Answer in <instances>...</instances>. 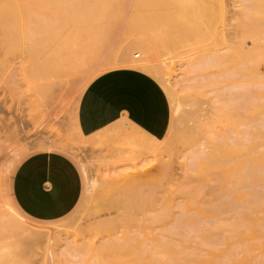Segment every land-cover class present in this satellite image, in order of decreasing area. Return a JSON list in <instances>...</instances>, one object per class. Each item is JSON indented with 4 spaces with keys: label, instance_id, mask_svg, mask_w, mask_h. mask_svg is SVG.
Here are the masks:
<instances>
[{
    "label": "rangeland",
    "instance_id": "obj_1",
    "mask_svg": "<svg viewBox=\"0 0 264 264\" xmlns=\"http://www.w3.org/2000/svg\"><path fill=\"white\" fill-rule=\"evenodd\" d=\"M166 1L170 0H0V264H168L160 261L158 253H169V248L175 245L180 246V256H184L193 248V253H205L214 243H224L225 248L232 243L231 230L233 242L236 241L235 228L230 226L242 218L246 221L251 213L247 206L250 196L241 197L248 200L244 208V201H238L236 191L249 195L255 188L259 195L264 189L261 181H256L259 189L252 182L256 171L259 175L264 171V164L255 161L256 164L250 165L248 161L256 150L255 154L264 152V41L258 33L264 20V0H196V4L186 0L187 5L190 1L191 4L184 11L180 10V4L177 8L174 0L175 7L168 2L171 8L167 12ZM39 2H45V6ZM157 4L163 7L159 9ZM46 11L52 14L48 16ZM164 15L174 22L170 23ZM175 19L180 24L176 25ZM167 21L173 24L163 26ZM41 28L57 34L74 33L73 44L83 63L98 57L112 60L121 56L128 62L158 64L166 74L167 84L149 70H141L156 76L169 98L170 120L162 140L151 139L122 121L102 131L103 136L96 143L85 141L77 131V107L86 86L102 73L132 68L130 64L79 74L70 79L66 89L54 93L53 104L45 106L42 95L46 79L40 71L38 75L33 68L29 69V61L25 60L28 39L35 29ZM147 37L153 40L149 52L137 43ZM251 143L260 147L249 146ZM236 149L245 151L247 167L255 166L250 169L253 174L247 171L246 177L248 180L252 175L249 178L252 183L247 184L253 189H247L250 187L247 185L245 190L246 183L240 184V190L233 188L234 178L230 176L229 180L225 175L240 155L241 151L238 153ZM47 150L70 157L82 177L78 203L56 220L29 217L12 195V177L18 164L33 152ZM256 157L253 159L259 156ZM231 160L232 165L226 164ZM223 175L231 187L228 182L224 184L227 179ZM188 207L190 210L196 207L193 214L201 209L200 215L196 212L192 217ZM143 208L149 210L145 214L151 218L143 219L144 224L126 218L127 210L139 217L141 214L138 216L137 212ZM212 210L209 219L203 217ZM203 211L207 214L202 215ZM260 213L258 216L264 218V209ZM11 214L19 215L21 220H10ZM187 218L195 221L197 218V223L218 222L222 226L212 227L217 236L209 231L204 239L202 231L194 235L204 224L200 223L201 227L197 224L191 231ZM176 223L187 225L191 231L187 232L190 235L194 232L188 236L194 238L186 237L187 242L184 233L170 237ZM223 223H229L224 226L226 230L231 228L226 233L230 241H225ZM36 233L51 234L57 239L36 241L31 238ZM162 240L168 242L166 249L162 248ZM141 244L157 259L141 257L144 250ZM255 250L256 255L262 252L261 248ZM255 259V264L260 261L258 257Z\"/></svg>",
    "mask_w": 264,
    "mask_h": 264
},
{
    "label": "bare ground",
    "instance_id": "obj_2",
    "mask_svg": "<svg viewBox=\"0 0 264 264\" xmlns=\"http://www.w3.org/2000/svg\"><path fill=\"white\" fill-rule=\"evenodd\" d=\"M40 1V0H39ZM45 1V0H44ZM63 1V0H62ZM161 1V0H160ZM180 0H177V2L175 3L176 4V6H177V8H179L178 7V5L181 7L180 8V10L181 11H184L185 10V8L188 6V5H190L191 3V1L188 3V5L186 4V0H181V2H179ZM195 1V4H196V0H193V2ZM201 1V0H200ZM57 2V1H56ZM55 2V3H56ZM163 2V1H162ZM168 2H171V4L175 7V4L174 3H172V2H174V0L172 1V0H170V1H166V2H164V4L165 3H167L168 4ZM40 3V2H39ZM41 3H44V5L43 6H45V2H41ZM40 3V4H41ZM54 3V4H55ZM58 3V2H57ZM61 4V3H60ZM164 4H160V5H164ZM167 4H165V5H167ZM158 5V4H157ZM169 5V6H168ZM167 6L169 7V9L166 7V6H164V9H165V7L167 8L165 11L167 12V10H170V8H171V5H170V3L168 4ZM187 5V6H186ZM56 6H58L57 4H56ZM60 6V5H59ZM58 6V7H59ZM38 7V6H37ZM158 7H159V5H158ZM157 7V8H158ZM161 7V6H160ZM160 7H159V9H160ZM163 7V6H162ZM161 7V8H162ZM182 7L184 8L183 10H182ZM208 7V6H207ZM31 8V7H30ZM39 8V7H38ZM157 8H156V10H157ZM190 8V7H189ZM197 8H198V6H197ZM201 8V7H200ZM40 9H42L41 7H40ZM194 9V8H193ZM32 10V9H31ZM39 10V9H38ZM44 10V9H43ZM46 10H47V8H46ZM154 10V9H153ZM162 10V9H161ZM188 10V9H187ZM186 10V11H187ZM196 10V9H195ZM194 10V11H195ZM54 11V10H53ZM165 11H163V12H165ZM255 11V10H254ZM30 12V11H29ZM158 13H159V10L157 11ZM162 12V13H163ZM188 12H190V11H188ZM208 12V11H207ZM256 12V11H255ZM39 13V12H38ZM38 13H36V14H38ZM40 13H41V15H43L42 14V11H40ZM39 13V14H40ZM46 13H47V11H46ZM45 13V14H46ZM169 13V12H168ZM183 13V12H182ZM209 13V12H208ZM48 14V16H49V14H52V13H47ZM47 14H46V17H47ZM165 14V13H164ZM169 14H171V13H169ZM195 14V13H194ZM259 14V13H258ZM54 15V14H53ZM162 15V14H161ZM172 15H173V13H172ZM171 15V16H172ZM186 15V14H185ZM188 15H190V14H188ZM165 17L167 16V15H164ZM163 16V17H164ZM183 16V15H182ZM195 16V15H194ZM264 16V15H263ZM159 17V16H158ZM162 17V16H161ZM174 17H176L175 15H174ZM178 17V16H177ZM180 17H181V15H180ZM190 17V16H189ZM193 17V16H192ZM191 17V18H192ZM261 17V16H260ZM260 17H259V19H260ZM167 18V20L168 21H170V23L171 22H174V19H173V21H172V19H170V18H168V16L166 17ZM173 18V17H172ZM262 18V17H261ZM179 21H180V19L179 18H177ZM182 20H183V18H181ZM194 19V18H193ZM46 20H48V19H46ZM59 20V19H58ZM160 20V19H159ZM177 20V21H178ZM192 20V19H191ZM203 20V19H202ZM263 20V19H262ZM53 21H55V19L53 20ZM66 21V20H65ZM160 21H162V20H160ZM159 21V22H160ZM167 21V22H168ZM175 21H176V19H175ZM176 21V22H177ZM186 21V19H184V22ZM207 21H209V20H207ZM52 22V21H51ZM64 22V21H63ZM165 23L166 25H163V26H167V24H169L168 26H170V25H172V24H170L169 22L168 23ZM175 22V23H176ZM181 22V21H180ZM183 22V21H182ZM161 23V22H160ZM179 22H177L176 23V25L178 24ZM41 23H39V25H40ZM60 24H62V23H60ZM67 24V23H66ZM139 24V23H138ZM138 24H135V25H137L138 26ZM180 24V23H179ZM260 24V23H259ZM46 25V24H45ZM59 25V24H58ZM64 25H65V23H64ZM68 25V24H67ZM264 25V20H263V23H262V26ZM42 28H45V26H44V24H42ZM47 26V25H46ZM52 26H53V24H52ZM258 26V25H257ZM57 27V26H56ZM59 27V26H58ZM68 27H69V25H68ZM67 27V29H69ZM173 27H174V25H173ZM172 27V28H173ZM177 27V26H176ZM37 28H40V27H38V25H37ZM41 28V29H42ZM60 28V27H59ZM61 28L63 29V27L61 26ZM167 28H170V27H167ZM46 29V28H45ZM65 29V28H64ZM52 30V29H51ZM45 31L44 29H42V30H38V29H35V31H33L32 32V34H31V36L29 37V39H28V50L26 51V55L25 56H27L26 57V59L25 60H28L29 61V64H30V66H29V69H31V68H33L34 69V72L35 73H37L38 74V71H40V73H43V79L45 78L46 79V82H43V84H45V85H41V86H45L46 88V90L44 91V90H41L42 92L44 91L45 93L42 95V98L44 97V105L45 106H47V105H50V104H53L54 103V99H55V97H56V94H54L55 92H57V91H61L62 92V90H64V89H66V87H67V85L69 84V82H70V79L71 78H73V77H75V76H77V75H79V74H86V75H88V73L89 74H91V73H93V72H95V71H97V72H100V71H102L103 69H105V68H108V67H110V66H112V65H119V64H130L131 66H132V68H136V69H139V70H141V69H143V70H149V72H151V73H153L154 75H156L157 76V78L158 77H160L162 80V83L164 84V83H166L167 84V82H166V74L162 71V69L160 68V66H158V64H156V63H144V62H139V61H131V62H128V61H126L124 58H122L121 56H116V58H114V57H112V58H114V59H112V60H108V59H110V58H107V59H104V58H100V57H98V58H96L95 60H92L91 58V61H88V62H82L81 60H80V58H79V53H77V51H76V47H75V45L73 44V39H74V36H75V34L74 33H68V32H66V34L65 33H63V32H60L59 34H57V33H54L53 31ZM70 30V29H69ZM186 30V29H185ZM55 31V30H54ZM59 31V30H58ZM60 31H61V29H60ZM63 31V30H62ZM67 31V30H66ZM246 31V30H245ZM56 32V31H55ZM64 32H65V30H64ZM253 32V31H252ZM50 33V34H49ZM164 33V32H163ZM162 33V34H163ZM167 33V32H166ZM192 33V32H191ZM251 33V32H250ZM256 33V32H255ZM259 33V32H258ZM49 34V36H48V38H47V35ZM68 34V35H67ZM196 34V33H195ZM197 36V35H196ZM256 36V35H255ZM50 37V38H49ZM258 38V37H257ZM226 39V38H225ZM232 40V39H231ZM230 40V41H231ZM152 39L151 38H149V37H147V38H145V39H140L137 43H139V44H141V45H143V46H145L146 47V49H147V51L149 52V51H151V44H152ZM165 41V40H164ZM169 41V40H168ZM223 41V40H222ZM225 41V40H224ZM228 41V40H227ZM10 43H12V42H10ZM170 43V42H169ZM221 43H223V42H221ZM220 43V44H221ZM225 43V42H224ZM231 44H232V41H231ZM228 46V45H227ZM233 49V48H232ZM264 50V49H263ZM220 52V51H219ZM246 52V51H245ZM260 52V51H259ZM221 54H222V52H220ZM262 54H264V52H262ZM259 56V55H258ZM93 58V57H92ZM259 58V57H258ZM247 59V58H246ZM28 63V62H27ZM26 63V64H27ZM219 65V64H218ZM32 66H34V67H32ZM31 67V68H30ZM26 69V68H25ZM28 68H27V70L26 71H28L29 70ZM36 69H39V70H36ZM25 71V70H24ZM28 72H31L30 70L28 71ZM33 72V71H32ZM29 74V73H28ZM30 75H32V74H30ZM38 75H40V74H38ZM225 75V74H224ZM233 75V74H232ZM235 75V74H234ZM33 76V75H32ZM42 76V75H41ZM155 76V77H156ZM31 78V77H30ZM41 79V82L40 83H42V78H40ZM39 79V80H40ZM164 81V82H163ZM39 82V81H38ZM83 88V87H82ZM42 89V88H41ZM18 90V89H17ZM237 90V89H236ZM20 92V91H19ZM41 92L39 91V94H40ZM216 94V93H215ZM226 96V95H225ZM41 99V98H40ZM226 102V101H225ZM41 104V103H40ZM42 105V104H41ZM220 109V108H219ZM235 109V108H234ZM233 109H231V111H232ZM218 111V110H217ZM224 112V111H223ZM227 112V111H226ZM234 113H235V111H234ZM216 114H219V112L218 113H216ZM233 114V113H232ZM221 115V114H220ZM242 115V114H241ZM222 116H223V114H222ZM237 116V115H236ZM224 117V116H223ZM235 117V116H234ZM77 120V119H76ZM220 120V119H219ZM76 124H77V121H76ZM245 124V123H244ZM244 124H243V126H244ZM227 125V124H226ZM258 125V124H257ZM235 126V125H234ZM226 127H228V126H226ZM246 127V126H245ZM252 127V126H251ZM255 127V126H254ZM249 128V127H248ZM218 129V128H217ZM224 130V129H223ZM261 130H262V127H261ZM264 130V129H263ZM262 130V131H263ZM77 131H78V129H77ZM226 131V130H225ZM216 132V131H215ZM219 132V131H218ZM220 133V132H219ZM223 133H224V131H223ZM227 133V132H226ZM229 133V132H228ZM260 133V132H259ZM100 134V133H99ZM225 134V133H224ZM264 134V133H263ZM214 137H216V136H214ZM101 138H102V136H100L99 138L97 137V139H94V140H91L90 142L91 143H96L97 142V140H101ZM188 138V137H187ZM257 138V137H256ZM260 138V137H259ZM222 139V138H221ZM243 139V138H242ZM246 139V138H245ZM190 140V139H189ZM248 140V139H247ZM261 140H263V138L261 137ZM230 141V140H229ZM243 141V140H242ZM227 142V144L229 145V142H228V140L226 141ZM225 142V143H226ZM231 142V141H230ZM250 142V141H249ZM230 144H233V143H230ZM242 144V143H241ZM244 144V143H243ZM252 144V143H251ZM253 144L255 145V142H253ZM249 145V146H253L254 147V145ZM235 145V144H234ZM262 145H264V142H263V144ZM231 146V145H230ZM233 146V145H232ZM257 146H259V145H257ZM257 146H255L256 148H258ZM238 147V146H237ZM248 147V146H247ZM254 147V148H255ZM260 147V146H259ZM235 148V147H234ZM254 148H252L251 147V149H252V153L254 152L253 151V149ZM263 148H264V146H263ZM261 149H262V147H261ZM260 149V150H261ZM242 150V149H241ZM241 150H238L237 151V149H236V151L239 153ZM263 150V149H262ZM225 151H226V149H225ZM243 151H244V149H243ZM257 151V150H256ZM256 151H255V153H256ZM230 152V151H229ZM249 152V151H248ZM250 152H251V150H250ZM249 152V153H250ZM225 153V152H224ZM241 153H243L242 155H241ZM245 151L244 152H240L239 154H237V155H239L238 156V158H237V160L235 161V162H233V163H235L234 165L235 166H233V167H235L233 170H232V168H230L229 166V169H227V170H230V172L228 173H226L225 175H226V177L227 178H229V180H230V176H231V178L233 179L234 178V183H233V181H229L226 177H225V175H223V177H225L226 179H227V181H226V183H224V184H227V182H228V184L229 183H231V185L233 186L234 185V187L233 188H238L239 190L241 189V188H239V186H240V184L242 185V184H244V183H246V184H244L245 185V190H247V189H251L252 187H251V185H249V184H247L248 182H251L250 180H251V178L250 177H252V175L250 176V177H248V180H247V176H248V174H249V172L251 173V174H253L252 172V168H255V166L253 167H247V164L249 163L248 161H250V165L251 164H253V163H255V161H258V162H260V163H263L264 164V158H260V156H263L264 157V152L262 153V151H261V155L260 154H252L253 156H254V158L257 156H259L258 157V159H253V156L251 155V154H249V155H251V160H248V161H246L245 160V158H243V157H245ZM258 153V152H257ZM233 154V153H232ZM225 155V154H224ZM226 155H227V153H226ZM244 155V156H243ZM240 156H242V157H240ZM216 157V156H215ZM256 157V158H257ZM241 158V159H240ZM244 160H243V159ZM204 159V158H203ZM219 159V158H218ZM238 159H240V160H238ZM261 159V160H260ZM225 160V159H224ZM227 160V159H226ZM225 160V161H226ZM234 160V159H233ZM216 161V160H215ZM224 161V162H225ZM223 162V161H222ZM230 162H232V160L231 161H229V162H226V164L227 163H230ZM211 163V162H210ZM221 163V162H220ZM233 163H230L231 165L233 164ZM223 164V163H222ZM221 164V165H222ZM225 164V165H226ZM248 164V165H249ZM256 164V163H255ZM259 164V163H258ZM205 165V164H204ZM210 165V164H209ZM208 165V166H209ZM260 165V164H259ZM259 165H257L259 168H260V166ZM264 166V165H263ZM262 166V167H263ZM221 167V166H220ZM225 167H227V166H225ZM261 167V168H262ZM248 168H249V170H248ZM264 168V167H263ZM223 169V168H222ZM237 169V171L238 172H236L235 170ZM250 169H252V170H250ZM261 170V169H260ZM262 170H264V169H262ZM203 171H204V169H203ZM221 171H223V170H221ZM225 171V170H224ZM231 171H233V172H231ZM234 171L236 172V173H234ZM247 171H249V172H247ZM245 172H247L246 174H245ZM255 172V171H254ZM257 172V171H256ZM255 172V173H256ZM211 173V172H210ZM222 173H224V172H222ZM234 174V175H229V174ZM238 173V174H237ZM244 173V174H243ZM254 173V176H253V179H252V182L253 183H256V181H261V183H260V185H262L261 187H263L264 188V171H261V173H260V175H259V173H256L255 174ZM237 174V175H236ZM261 174H263V175H261ZM228 175V176H227ZM236 175V176H235ZM233 176H235V177H233ZM222 177V178H223ZM249 178H250V180H249ZM217 179V178H216ZM246 179V180H245ZM245 180V181H244ZM247 181V182H246ZM221 182H222V180H221ZM220 182V183H221ZM224 182V181H223ZM251 182V183H252ZM250 183V184H251ZM257 183H259V182H257ZM256 183V184H257ZM230 185V184H229ZM231 185H230V187H231ZM243 185V186H244ZM250 186V187H248V186ZM227 186V185H226ZM248 188H247V187ZM252 186H255V184L253 185L252 184ZM259 185L257 184L255 187L256 188H258L259 189V187H258ZM220 187H221V185H220ZM223 187H225V185H223ZM229 186H228V188H230ZM218 188V187H217ZM226 188V187H225ZM227 188V189H228ZM233 188H231L230 190H234V191H236L235 189H233ZM236 188V189H237ZM247 188V189H246ZM220 189V188H219ZM253 189V188H252ZM262 189V188H261ZM244 190V189H243ZM263 190V191H262ZM262 190H259V191H262V192H259V195L255 192V188H254V190H250L249 191V195L246 193V191H236L235 192V194H237V197L239 198H236V199H238V201H244V199L242 200V196H243V194L244 195H246L247 196V198L246 199H249L248 197L250 196V199H249V201H251L250 203H248V207H250L249 208V210L251 211V213H250V215L247 217V220L245 221L244 220V218H242L241 220H239V221H237V222H234L230 227L231 228H235V235H236V237H237V239H236V241H234L233 242V240L235 239L234 238V235L233 234H231V233H233L234 232V230H233V232H231L230 231V235L232 236V238H233V240L231 241L232 243L230 244H228L225 248H224V246H223V244H217V243H214V245L213 246H211L210 245V249H209V246L207 247L208 248V251H206L205 253H193V249L191 250V251H188V252H186V254L184 255V256H180V246H179V243L177 242V244H178V246L179 247H177L176 245L174 246V247H171V248H169V253H165V251H164V253H161L162 255H160L159 253H158V257H159V259H160V261H162V263H168V264H255V258L256 257H258L259 258V260L260 261H258V263H256V264H264V223L262 222L261 223V221L264 219V218H262V217H260V216H258L259 215V213L262 211L263 212V209H264V189H262ZM217 191H218V189H217ZM220 191H222V187H221V189H220ZM219 191V192H220ZM239 192H243V193H239ZM248 192V191H247ZM234 193V192H233ZM255 193L258 195V196H256L255 195ZM261 193V194H260ZM234 195V194H233ZM195 196V195H194ZM137 197V196H136ZM135 197V198H136ZM141 197V196H140ZM236 197V196H235ZM245 197V196H244ZM243 197V198H244ZM138 199H141V198H138ZM189 199V198H188ZM149 200V199H148ZM150 201V200H149ZM193 200H191V202H192ZM142 202V201H141ZM152 202V201H151ZM151 202H149L150 204H151ZM194 202V201H193ZM242 202L240 203V204H242ZM245 202H248V200L247 201H244L243 203L244 204H242V206H244V208H245ZM139 203V202H138ZM148 203V204H149ZM188 203V202H187ZM195 203V202H194ZM193 204V203H192ZM126 205V204H125ZM138 205V204H137ZM251 205V206H250ZM131 206V205H130ZM136 206V205H135ZM190 206V205H189ZM194 206V205H193ZM199 206V205H198ZM198 206H197V208H198ZM199 207H201V206H199ZM192 208V207H191ZM201 208H203L204 209V207H201ZM188 209V213H189V210H190V207H188L187 208ZM194 209L196 210V207L195 208H192V210H190V215H191V213L193 214V212H194ZM202 209V210H203ZM200 210L201 209H199V211H198V209H197V211H195V214H193L192 215V217L194 216V215H196L197 213L200 215ZM205 210V209H204ZM213 210H215V209H213ZM213 210L211 211V213L210 212H208V215H206L207 214V212L206 213H204V211H203V213L201 212V214L203 215H206V216H203L204 218L205 217H207L208 219H209V215H211V214H213L212 212H213ZM136 211V210H135ZM147 211H149V210H144V208L143 209H141V210H139V212H137V215L139 216L140 214V216L139 217H137L136 216V214H135V212H133L132 210H127V212H126V218L128 219V220H130V221H133L134 220V223H135V221H136V223H138L139 221L142 223V224H144V221H143V219H148V220H150L149 219V215L148 214H145ZM193 211V212H192ZM209 211V210H208ZM216 211H217V209H216ZM197 212V213H196ZM214 213H216V212H214ZM134 214V215H133ZM145 214V217L143 218V217H141V216H143ZM261 214V213H260ZM262 214H264V213H262ZM146 215H148V216H146ZM189 215V214H188ZM189 215V217H191ZM239 216H240V214H239ZM244 216V215H243ZM141 217V218H140ZM263 217H264V215H263ZM10 220H12V221H16V220H21V218H19V216H17V215H15V214H11V216H9L8 217ZM262 218V219H261ZM189 218H187V220H188ZM194 219H196L197 221H195V220H188L189 221V224H188V229H190L191 231H193L194 229H195V226L197 225V224H199V226L201 227V225L202 224H200V223H203L204 225V227H202V230H199L198 228L196 229V230H198V231H194L195 232V234L194 235H196V232H204L203 234L204 235H202V237L204 238V239H206V237L205 236H209V231H211V235H213L215 232H216V229L215 228H219V227H221L222 226V224H220V223H218V222H214V223H207V224H205L206 222H204V221H199V223H197L198 222V219L197 218H194ZM244 220V221H243ZM132 223V222H131ZM245 223V224H244ZM129 224V223H128ZM224 224V223H223ZM229 224V223H228ZM228 224H224L223 225V228L222 229H225L226 230V228H224V226L225 227H227V225ZM132 225V224H131ZM138 225V224H137ZM154 225V224H153ZM139 226H140V223H139ZM233 226V227H232ZM9 227V226H8ZM130 227V226H129ZM185 227V228H184ZM187 225L185 226V225H183V227L182 226H180V225H178L177 223L175 224V225H173L172 226V228H171V231H170V237L173 235L174 236V234L176 235V234H179L180 235V233L182 234V233H184L183 234V236L185 237L184 238V240L185 239H189V238H192V237H189L188 235H190L189 234V232H191V231H189V230H187ZM212 227H215V228H212ZM229 227V228H230ZM229 228H228V230H226V231H224V234H225V236H224V238H225V241H230V239H231V237H230V235L228 236H226V233L227 232H229ZM230 228V229H231ZM5 229V228H4ZM211 229V230H210ZM215 229V231H213ZM222 229H219V230H217V231H220V233H221V230ZM133 231V230H132ZM187 231H189V232H187ZM187 232V233H186ZM193 232V233H194ZM127 233H128V231H127ZM130 233V232H129ZM144 233V232H143ZM185 233L187 234L186 236H185ZM193 233H192V235H190V236H193ZM213 233V234H212ZM219 233V232H218ZM131 234V233H130ZM36 236H33V237H31V238H34L33 240H36V241H49V242H52V241H56V236H53V235H51V234H45V233H40V234H35ZM197 235H198V233H197ZM216 236H217V232H216V234H215ZM131 236V235H130ZM149 236V235H148ZM183 236L181 237L182 239H183ZM215 236V237H216ZM186 237H189V238H186ZM211 237V236H210ZM174 238V237H173ZM179 238H180V236H179ZM180 238V239H181ZM194 238V237H193ZM192 238V239H193ZM197 238V237H196ZM207 238H209V237H207ZM129 239H131V238H129ZM212 240L214 239V238H211ZM216 239V238H215ZM149 241V240H148ZM177 241V240H176ZM179 241V240H178ZM181 241V240H180ZM186 241V240H185ZM185 241H184V243H185ZM206 241V240H205ZM169 242H171V240L169 241ZM187 242H189V240L187 241ZM190 242H191V239H190ZM11 243V242H10ZM161 243H162V248L163 249H166L167 248V244H168V242L166 241V240H162L161 241ZM167 243V244H166ZM182 243V242H181ZM227 243V242H226ZM143 245H145V244H141L140 246H141V249H143L144 248V250H142V253L143 254H141V257H143V258H148V260H156L157 258L154 256V254L153 253H150V251L149 250H147ZM181 245V244H180ZM218 246L219 248H217L216 246ZM223 247H222V246ZM224 245H226V244H224ZM1 246V245H0ZM8 246V245H7ZM228 246H231V248L230 247H228ZM143 247V248H142ZM193 247V246H192ZM206 247V246H205ZM223 249H222V248ZM3 248V247H2ZM191 248V247H190ZM206 248V249H207ZM221 248V249H220ZM259 248H261V250H262V252L260 253V252H258V250H257V252H258V254L256 255L255 253H254V250L255 249H259ZM228 249H230V250H232L233 252H231V253H229L230 252V250H229V252H228ZM236 251H235V250ZM189 250V249H188ZM252 250H253V253L254 254H252ZM195 251V250H194ZM256 251V250H255ZM0 252H1V250H0ZM260 253V254H259ZM7 255H8V252H7ZM12 256V255H11ZM166 256L168 257L167 258V261L165 260V258H166Z\"/></svg>",
    "mask_w": 264,
    "mask_h": 264
},
{
    "label": "crops",
    "instance_id": "obj_3",
    "mask_svg": "<svg viewBox=\"0 0 264 264\" xmlns=\"http://www.w3.org/2000/svg\"><path fill=\"white\" fill-rule=\"evenodd\" d=\"M259 36L264 41V25ZM169 120L170 102L160 82L151 74L130 67L113 69L94 78L84 89L77 107V129L85 141L103 136L102 131L121 121L161 141ZM81 193L82 177L77 165L66 154L54 150L29 154L12 177V195L17 206L34 219L56 220L67 215Z\"/></svg>",
    "mask_w": 264,
    "mask_h": 264
}]
</instances>
